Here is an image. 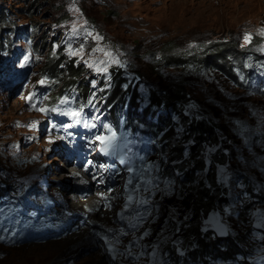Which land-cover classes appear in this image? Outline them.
Listing matches in <instances>:
<instances>
[{
	"label": "rangeland",
	"instance_id": "1",
	"mask_svg": "<svg viewBox=\"0 0 264 264\" xmlns=\"http://www.w3.org/2000/svg\"><path fill=\"white\" fill-rule=\"evenodd\" d=\"M0 4L12 10L2 27H9L11 19L15 26L11 44L0 53V233L9 225L8 210L13 205L22 211L27 202L32 203L30 219L35 222L45 208L88 218L84 210L74 213L72 206L95 190L100 192L96 197L104 195L115 203L111 210L102 206V212L113 216L107 217L108 225L93 230L102 229L104 239L96 235L87 241L72 240L91 229L88 219L83 226L41 239L32 238L41 231L39 226L23 229L8 242L0 234V264H264V22L260 20L264 0H65L66 10L60 15L52 3L40 7L34 0H0ZM28 7L30 11H22ZM23 24L28 34L20 32ZM171 41L185 46L175 53L186 50L188 55L212 42L228 41L244 61L243 70L236 71L239 85L221 70L198 69L195 63L187 66L192 71L186 124L205 118L218 126L199 146L204 167L193 169V183L204 182L210 189L218 184L223 199L218 208L206 212L201 224L204 230L227 224L224 235L235 240L238 249L228 259L208 262L211 254L190 255L188 247L194 240L189 244L186 237L194 214L184 190L195 185H187L175 169L181 159H170L169 147L166 152L162 148L163 132L157 136L140 128L149 139L144 142L140 135L130 143L149 146L147 159L134 170L117 174L116 183L108 187H85L89 193L84 197L75 190L76 176L63 158L62 139L58 141L70 113L53 105L51 89L57 83L46 73L47 60L63 52L82 62L88 80L100 84H108L110 71L120 67L130 81L139 78L144 106L146 87L160 83L159 76L179 77L184 71L168 63L162 64L161 73L152 70L148 52ZM215 52L211 58H216ZM229 53L228 49L225 54ZM91 98L90 105L98 106L96 97ZM103 112L99 107L92 119L98 120L100 142L108 144L115 130L111 123H99L105 120ZM172 118L176 139L187 138L186 124L175 114ZM192 144L194 140H186V152ZM138 156L142 158L143 152ZM84 203L78 202L80 209ZM77 222L78 218L73 220ZM7 233L16 234L15 228ZM61 238L64 241L57 242L50 254L28 251L30 245L44 247Z\"/></svg>",
	"mask_w": 264,
	"mask_h": 264
},
{
	"label": "trees",
	"instance_id": "2",
	"mask_svg": "<svg viewBox=\"0 0 264 264\" xmlns=\"http://www.w3.org/2000/svg\"><path fill=\"white\" fill-rule=\"evenodd\" d=\"M44 3H52L59 15L60 12L63 13L66 10L65 0H34V5L40 7ZM8 8H0V18H3V23L12 14L11 8ZM29 9L31 7L23 8L22 11H30ZM33 13L34 11L29 13V17L33 16ZM59 21L63 22L60 18ZM164 44V48L160 50L151 49L148 52L150 56L149 63L153 66L152 70L161 73L160 67L162 64L168 63L172 66L180 67L178 69H183L184 71L179 73V77L167 76L168 78H162L159 76L160 83L152 82L150 86H148L147 81L148 87H146L145 97H147L148 103L145 106H142L140 103V96L143 94L138 90V82L134 83L133 80L130 81L125 76L126 72L124 69L120 67L112 69L109 78L106 80H110L108 84L103 82L93 87L91 80H88L89 77L87 76L84 64L76 62V60L69 58L63 52H59L57 57H53L52 60L46 61L45 70L58 83L53 88L54 94L52 98L68 95L78 104L79 102L76 97L91 98L92 96H96L98 100L104 101L109 114L113 118L120 114L125 104H127L128 108L130 106L136 110V114L134 115L136 121L130 122L126 129H132L134 132H137L140 128H143L148 132L156 133L157 136L163 132L160 136L163 144L162 148L166 152L165 147H169L168 152L171 151L170 159H181L180 162L175 163V169L185 178L184 182L187 185H195V187L184 190L191 213L194 214L189 223L190 228L186 237L189 244L191 242L189 240H194V242L190 244L188 251L190 255H197L198 257H206L211 254V258H225L231 256L228 254H233L238 250L235 240L226 239V236L219 237L211 228L204 230L201 224L206 217V212L218 208L217 205L222 201L220 186L216 184L213 189H210L204 182L200 181L199 184L193 183L196 178L193 169H202L204 167V160L200 155L199 146L204 143V139L212 136L213 131L218 126L213 121H208L209 119L205 118L202 121L196 120V122L186 124L189 120L186 110L190 102L188 92L191 86L190 74L188 73L192 71L187 66H193L195 63L198 69L210 67L221 70L224 75L232 77L237 82V85H239L241 82L236 71L238 68L243 70L244 61L240 57L239 50L232 48L234 46H231V43L228 41L212 42L205 46L203 50L199 48L191 55H188L189 53L186 50L181 53H175L177 50L183 51L182 48L185 46L181 44H175L173 41ZM228 49L230 51L229 55L225 54ZM158 51L161 54L159 55L158 53L157 56ZM211 52L216 53V58L210 57L212 55ZM234 52L237 53V56H234ZM174 114L179 116L183 123L186 124L185 128L190 133L187 138L176 139V126L172 118ZM141 124L144 127H140ZM186 140H194L192 149L189 152H186V147L184 146ZM191 163L193 164L192 166H195L194 168H190Z\"/></svg>",
	"mask_w": 264,
	"mask_h": 264
},
{
	"label": "bare ground",
	"instance_id": "3",
	"mask_svg": "<svg viewBox=\"0 0 264 264\" xmlns=\"http://www.w3.org/2000/svg\"><path fill=\"white\" fill-rule=\"evenodd\" d=\"M260 20H261V22H264V16ZM66 159L69 161L68 158H66ZM38 175H39V170H36L34 172V176L37 177ZM71 175L72 176H76V180L78 182V184H77L78 186L79 185L91 186V185H96V184L100 185L101 184L100 182H103L102 181L103 177L101 176V174H97V173H92V174L88 173L87 174V173H85L82 170H77L76 172H74V174L72 173ZM106 178H108V175H106ZM115 178H116L115 181L118 180L117 176H115ZM33 180H35V179H33ZM94 192H95V194L97 193V195H100V192L98 190L93 191V193ZM108 193H110V192H102V194H108ZM95 194H91L89 196V198H87V199H79V198H77L76 202H74L75 208L72 206L73 212H81V211L84 210L83 212L86 213L89 216L87 218L88 219V225L91 226V229H89L87 233L85 232L86 234H84V235L83 234H78L76 237H73L72 240H74V242H75V240L76 241H79V240H86L87 241L88 239H90V237L94 238L96 235L97 236L100 235V237L104 239V236H102L103 233L101 234V231H102L101 228H100L101 229L100 232L97 231V230H96V232H94V231H95L96 228L98 229L100 226L101 227L103 226V228H104V226L108 225L107 222H106V221H108V218L111 219L113 217V216H109L111 213L102 212V206L107 205L108 207H107L106 210H111V208L114 207L115 203H114V200L110 203L105 198L104 195L96 197ZM81 201L85 202L84 203V209H80L81 205L78 204V202H81ZM105 215H106V217H105ZM35 224H39V222H37ZM28 226H31V223H30L29 219H13L12 222H11L10 229L11 228H15V232L17 233L18 231H20L21 228L28 227ZM73 233H75V232H72V234ZM4 237L5 236H1V238H4ZM62 241H64V240L61 238V239L56 240L53 244H47L49 242L48 241L47 243L45 242L46 245H43L44 247H42L41 244L40 245H37V244L36 245H30V247L27 245L29 247L28 251H30L31 253H35V251H37V250L38 251L45 250V254H50L52 249H54V250L57 249L55 245L58 244V243H61ZM85 242H82L81 244H84ZM88 242H86V243H88ZM79 244H80V242H79ZM100 244H102V243H100ZM76 246H77V244H76ZM73 250H74V248H73Z\"/></svg>",
	"mask_w": 264,
	"mask_h": 264
},
{
	"label": "water",
	"instance_id": "4",
	"mask_svg": "<svg viewBox=\"0 0 264 264\" xmlns=\"http://www.w3.org/2000/svg\"><path fill=\"white\" fill-rule=\"evenodd\" d=\"M216 229L220 235H224L227 231V225L225 223H221L216 226Z\"/></svg>",
	"mask_w": 264,
	"mask_h": 264
},
{
	"label": "clouds",
	"instance_id": "5",
	"mask_svg": "<svg viewBox=\"0 0 264 264\" xmlns=\"http://www.w3.org/2000/svg\"><path fill=\"white\" fill-rule=\"evenodd\" d=\"M46 73H48L49 74V72L48 71H46ZM57 83V82H56ZM58 84V83H57ZM57 84H56V86H57ZM54 94V92H52V95Z\"/></svg>",
	"mask_w": 264,
	"mask_h": 264
},
{
	"label": "snow or ice",
	"instance_id": "6",
	"mask_svg": "<svg viewBox=\"0 0 264 264\" xmlns=\"http://www.w3.org/2000/svg\"><path fill=\"white\" fill-rule=\"evenodd\" d=\"M41 83H43V81H41Z\"/></svg>",
	"mask_w": 264,
	"mask_h": 264
}]
</instances>
